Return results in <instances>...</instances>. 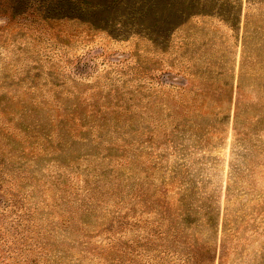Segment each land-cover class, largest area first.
<instances>
[{
	"label": "rangeland",
	"instance_id": "1",
	"mask_svg": "<svg viewBox=\"0 0 264 264\" xmlns=\"http://www.w3.org/2000/svg\"><path fill=\"white\" fill-rule=\"evenodd\" d=\"M0 264H264V0H0Z\"/></svg>",
	"mask_w": 264,
	"mask_h": 264
}]
</instances>
